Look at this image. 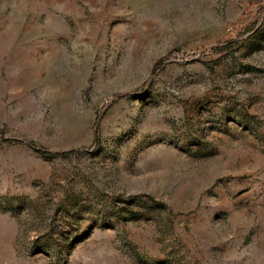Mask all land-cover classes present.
<instances>
[{
  "label": "rangeland",
  "instance_id": "374dc122",
  "mask_svg": "<svg viewBox=\"0 0 264 264\" xmlns=\"http://www.w3.org/2000/svg\"><path fill=\"white\" fill-rule=\"evenodd\" d=\"M0 264H264V0H0Z\"/></svg>",
  "mask_w": 264,
  "mask_h": 264
}]
</instances>
